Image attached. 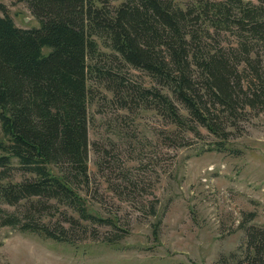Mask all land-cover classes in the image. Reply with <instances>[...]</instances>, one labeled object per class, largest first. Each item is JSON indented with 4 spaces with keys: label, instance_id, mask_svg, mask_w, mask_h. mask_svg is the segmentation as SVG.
<instances>
[{
    "label": "trees",
    "instance_id": "obj_1",
    "mask_svg": "<svg viewBox=\"0 0 264 264\" xmlns=\"http://www.w3.org/2000/svg\"><path fill=\"white\" fill-rule=\"evenodd\" d=\"M17 1L40 24L22 28L0 14V204L24 205L22 214L0 205V227L68 242L63 227L43 221L52 207L70 211L74 224L102 221L80 193L89 183V80L122 108L135 102L177 127L186 126L187 111L189 126L221 137L219 150L227 126L264 111V0ZM227 30L238 46L210 47L209 38ZM253 42L261 55L251 56ZM125 65L152 84L128 83ZM253 217L247 213L243 224ZM245 235L243 263L264 264V225L245 226Z\"/></svg>",
    "mask_w": 264,
    "mask_h": 264
},
{
    "label": "rangeland",
    "instance_id": "obj_2",
    "mask_svg": "<svg viewBox=\"0 0 264 264\" xmlns=\"http://www.w3.org/2000/svg\"><path fill=\"white\" fill-rule=\"evenodd\" d=\"M0 14L22 28L40 24L25 1L0 0ZM235 35L214 34L210 47L235 48ZM261 47L253 42L251 56L261 55ZM98 49L110 52L100 44ZM121 72L132 85L152 84L128 65ZM88 84L89 183L80 193L102 221L74 224L66 218L70 211L52 207L43 221L56 231L63 227L68 242L2 226L0 264L243 263L245 226L264 225V111L250 110L233 128L227 126L226 148L219 150L221 137L189 126L187 111L186 126L177 127L135 102L122 108L103 85ZM21 177L16 171L13 179ZM0 205L20 214L24 209ZM247 213L254 217L243 224Z\"/></svg>",
    "mask_w": 264,
    "mask_h": 264
}]
</instances>
